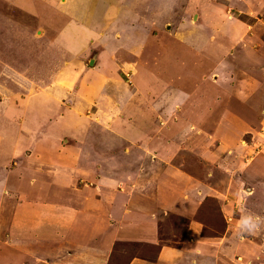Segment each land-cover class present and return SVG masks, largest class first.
I'll return each instance as SVG.
<instances>
[{
    "label": "rangeland",
    "instance_id": "rangeland-1",
    "mask_svg": "<svg viewBox=\"0 0 264 264\" xmlns=\"http://www.w3.org/2000/svg\"><path fill=\"white\" fill-rule=\"evenodd\" d=\"M44 1L32 0V3L42 4ZM134 1L144 3L138 9L136 7L134 31H145L150 36L160 30L163 32L166 23V26H172L170 32L173 38L161 33L163 41L159 44V56L158 51L149 55L144 49H139L141 45L133 56L121 53L119 61L123 59L132 64L131 69L119 64V76L113 86L104 85L96 92L93 88L99 83H94L93 78L97 75L87 71L94 67L95 64L89 62L100 52L99 46L103 41H98L94 36L104 32L97 25L102 22L91 20L89 26V21L76 23L60 13L56 18L51 16L54 19L47 22L48 13L44 8L43 12L34 11L30 15L16 7V0H0V118L7 120L3 124L0 122V172L3 169L6 171L1 177L10 183L12 177L16 178L22 170L25 177L10 185L18 188L19 192L22 189L24 196L28 194V197L34 198V205L39 209L47 205V194L50 201L58 200L53 180L57 176H64L66 182L70 181V192H75L69 194L73 198L70 197L72 214H76L72 218L77 219L79 213L83 212L82 216L87 217L90 224L88 231L93 233L94 225L101 224V214L108 218L105 221L108 224L127 210L146 215L145 212L153 207L156 242L148 248H141L143 243L137 242L117 243L116 247L114 244L106 257V264H129L133 259L155 263L163 246L177 250L176 258L170 256L173 263L180 261L186 264L188 259L179 251L189 242H197L198 248L194 249L200 254L207 253L208 257L212 249L215 248V252L221 250L223 254H218L214 264H264V90H260L264 86V46L261 43H264V0H208V3L230 8L225 13L209 14L210 18H217L216 22L212 21L214 28H223V32H226L230 22L225 18L241 21L247 30L244 48L250 46L256 51L254 53L249 49L251 54H256L251 59V69L259 82V89L250 94L248 87L229 80L231 83L226 82L220 91L224 99L229 97L231 103L225 105H230V110L237 107L234 98L245 99L250 109L237 114L241 121L247 119L248 111L254 114L251 123L247 121L246 126L241 124L238 127L242 130H234L229 136H225L226 129L230 127L225 126L228 117H214L217 121L212 126L204 124L209 121L206 117L211 112L215 113L218 105L213 102V106V89L206 85L208 82L201 84L203 87L199 90L200 120H192V114H197L196 110L187 103L179 105L178 98L175 100L180 107L172 108V103L169 104L174 101L173 94L169 93L173 83L183 93L192 92L199 85L201 76L209 78L215 68L198 56L212 31L211 25L200 23L206 2ZM124 9L131 10L126 5ZM240 10L243 12L241 15L238 14ZM81 14H85V17L89 15ZM130 19L132 21V16ZM116 20L118 23L112 33H102L103 40L111 45L125 37L128 29H132L131 25L126 24L123 13ZM193 21L199 23L194 26ZM106 23L102 24L106 27ZM63 27H66L65 32ZM118 27L121 29L116 31ZM61 32L66 34L67 39L62 37V42H59ZM139 33L136 32L135 36ZM233 40V36H229L221 42L229 47ZM63 41L66 43L63 44ZM84 43L89 46L79 48ZM240 48H243L242 44H237L233 50L239 51ZM208 50L212 51L211 48ZM235 66L239 68L237 72H247L244 66ZM222 68L220 66L215 73H220ZM226 71L229 75L232 69L228 67ZM165 77L168 81L161 84ZM58 82L62 86L59 88L64 90V101L53 104L46 91L52 84L53 88L57 87L55 84ZM62 83L67 85V91ZM222 83L219 81V84ZM240 87L245 91H239ZM254 87L256 83L252 82L251 88ZM79 88H83L80 93L77 92ZM129 90L134 91V96L130 98ZM18 98L21 101H16ZM113 98V102L102 105L99 102V99L105 101ZM90 99L95 103H86ZM118 99H122V102H118ZM40 104L54 110L46 114L39 107L37 119L33 107ZM57 111L65 120L47 124L51 119L48 116ZM219 111L224 114V109ZM178 113L179 119L170 118ZM33 117L36 121H33ZM174 152L178 155L176 159L172 155ZM190 159L192 164H188ZM180 162L188 164L189 168ZM16 165L19 168L17 174ZM30 168L38 172L35 177L38 181L34 184L37 186L32 190L28 188V183L32 184L33 180L27 182L25 175ZM10 189L6 185L0 187L2 202L5 197L15 196ZM91 190L93 194L87 196ZM5 191H10L11 195ZM110 191L116 195L114 201L110 197L101 201L102 195ZM159 191L164 202H153L152 198ZM9 206L8 202L6 207ZM130 213L123 215L126 217ZM91 214L99 218L98 222ZM70 223H73L72 220ZM192 226L199 228L196 238L185 234L186 228ZM75 231L67 235L72 245L67 248L71 255L64 258L66 264H78L81 256L75 251L83 248L82 242L78 237H70ZM0 240L3 242L2 238ZM245 242L249 246L241 247ZM42 243L39 242V248L44 246ZM254 248L258 253L256 257L255 253H250ZM242 252H247L252 258L250 255L242 258ZM43 261L42 264H45L46 261ZM167 261L168 257L164 258L163 264L171 263Z\"/></svg>",
    "mask_w": 264,
    "mask_h": 264
},
{
    "label": "crops",
    "instance_id": "crops-1",
    "mask_svg": "<svg viewBox=\"0 0 264 264\" xmlns=\"http://www.w3.org/2000/svg\"><path fill=\"white\" fill-rule=\"evenodd\" d=\"M30 1L16 0V7H19L22 11L28 12L30 15L34 14V11L43 12L42 8H44L47 11L46 13H48L47 19L49 21L47 22H50L51 19L56 18L57 13H60L63 16L70 17V19L76 23L89 21V26H91L90 24L91 20H97L102 23L107 22L106 27L109 26L110 27L109 29H107L102 23L97 24L98 27H100V29L104 32L98 33V36L96 34L95 36L94 35L93 36L98 41H103V42L99 46L100 52L97 54V57H94L93 60L89 62L90 64L93 62L95 64V65L93 64L94 67L92 66V69L87 71L88 73H91V71H93L92 74L97 75V77L93 78L95 79L93 80L94 83H99V84H96L95 87L93 88L94 91L96 92H98V90H101L102 86L104 85L109 84L113 86V82L117 80V77L119 76L118 75L119 73L118 67H120L119 64H122L121 67L123 66V67H126L127 69H131L132 64H129L127 61L124 62L123 59H121L122 61H119L118 57L121 55V53L126 56H133V54L137 50L136 48L141 45L139 49H144L145 52L146 51L148 52V54L150 52L154 54L155 52L158 51L159 44L163 41L162 38H160L161 33L162 34L164 33V35H166L167 37L173 38V35L170 32V30L172 29V26L170 25L166 26V23L164 24L163 32H161L160 30L158 32H154L153 35H151L152 34L151 33L150 36L146 34L145 31L144 33H139L138 31L140 30L134 31L133 29L134 13H135L136 7L138 9L140 4H142L143 2L137 4L134 0H60V2L59 0H45L44 3L42 4H39V3L34 4L32 3V0ZM192 2L195 3L196 0H192ZM203 2L204 3L206 2V3L204 6V10H203L204 15H202V19L200 20V23L202 22L201 24L203 25L204 24L211 25L212 31L206 37L207 42L202 46V49H200V51L198 52L199 53L198 56L200 55L201 56L200 58L207 60L208 63H212L213 67L215 68H213L212 73L209 76V78L205 75L201 76L200 81H198L199 85H197L192 92L190 91L188 93H183L173 83V89L169 93L173 94L174 97L172 99L174 101L169 102V104L172 103V106H171L172 108H178L180 107L179 105L187 103L188 105L193 107V109H195L197 112V114H192L191 119L200 120L198 114L201 113L202 109L200 107L201 106L200 105L201 94L199 93V90L202 89L203 87L201 84L208 82L206 83V85L211 86V88L213 89V94H214L212 103L215 102V104L217 103L218 105L216 106V108L214 107L216 109L215 113L211 112L209 117H206L207 119H209V121L208 122L205 121L204 124L206 123L208 124V126H212V124L215 125L217 121V119H214V117L218 119H220L221 117L223 118L228 117V121L226 122L225 126L229 125L230 127H229V130L226 129L225 136H229V133L234 130H237V131L242 130L240 127H238L241 124H244L246 126L247 121L251 123V118H252V115L254 114H253V111L251 112L252 114L248 111L247 119L242 120L244 121L243 123L239 118L240 115H237V114H239L242 111H245L246 109L247 110L250 109L248 107V104L244 102L245 99H242L243 97H241L240 99L234 98V103L237 107H231L232 110H230L229 108L230 105L228 106L225 105L226 103L228 104L231 103L229 102L230 101L229 97L227 98L225 97L224 99L220 91L222 90V87L226 82L231 83V81L234 83L242 84L243 87L245 86L248 87L251 90L250 94H252L257 88L259 89L260 87L259 82L256 80L254 72L251 69V66H252L251 59H254L256 54H251L249 52V49L253 50L254 53L256 51L250 46H246L244 48V45L246 42L244 36L246 35L247 30H246V27L243 28V23L241 21L237 19H233V18L231 20H229V18L227 19L225 18L226 21L230 22L228 24V28L226 32H223V28L221 30H217V28H214L215 24H213L212 21L216 22L217 18H210L209 14L213 15L212 12L216 13L220 11L225 13L226 9H230V8L214 5L210 2L208 3V0H203ZM124 5L129 6L131 10L124 9ZM150 5H151V2H150ZM81 13H87L89 15L85 17V14L83 15ZM122 13H123V17H126V24L131 25L132 29L126 28L128 29L126 32L127 35L125 37H121L123 40L120 39L121 41L118 40L114 42L113 45H111L106 40H103L104 39L103 34L105 33V31L107 32V34L112 33V29H114L116 24L118 23V20L116 19H119ZM189 13H192V11H190ZM242 13L243 12L241 10L238 11L239 15H241ZM51 16H54V18H51ZM130 16H132V21L130 19ZM194 18H196V15L194 16ZM144 21H147V19ZM180 23H183V22H180ZM191 23L195 24L194 26H196L197 23H199V21H193ZM155 24L157 27V23ZM134 26H135V23H134ZM63 28L65 32L66 27H63ZM105 28L106 30H104ZM119 29L121 28L118 27L115 30L118 31ZM64 32H61V36L59 37V40H58L59 42H62L60 41V38L62 37L67 39V36ZM136 32L139 33L138 36H135ZM39 33L40 32H37V34ZM92 33L94 34V32ZM195 35L197 34L195 33ZM133 36L136 38H133ZM229 36H233V39H234L233 44L235 46L237 44H242L243 48H240L239 51H235L233 50L235 47V46H232L233 44H231L229 47H226L225 43L221 42V40L223 38H228ZM192 38L195 39L196 37H192ZM250 38L252 37L250 36ZM65 43L66 42L63 41V44ZM74 43H77V41H74ZM81 43H83V41ZM261 43L264 46V43L263 42ZM120 45L122 46V48H119ZM88 46H89L88 43H84V45H80L79 48H85ZM96 48L97 47H95L94 49ZM208 48H211L212 51L209 52ZM143 54L144 52L142 53V56ZM158 56H159V51H158ZM78 59H81V58H78ZM230 61H232L234 64H231ZM235 64H237L239 67L244 66L245 68H247L246 69L247 72H242V73L237 72V69L239 68H237ZM220 66H223L222 71L216 74L215 70L220 68ZM228 67L232 69L229 75L227 74V71H226ZM98 72L99 74H97ZM105 81H108V82L105 83ZM166 81H168V79L165 77V79L162 80L161 84H163ZM219 81H223V83L219 84ZM252 82L256 83V87H254L253 89L251 88ZM60 83L61 82H58L57 84H55L56 86L58 85L55 88H53L54 87L53 84L50 87H48L49 89L46 91V94L49 97L50 103L59 104L62 101H64L63 96H62V92H64V90L59 88V86L62 87ZM63 85H66V84H63ZM64 87H66V91H67V85ZM82 89L83 88H79L77 92L80 93ZM239 89H240L239 91H245L244 88L240 87ZM159 90H161V88H159ZM260 90L263 91L264 86H261ZM85 91L86 90L84 89V93ZM183 95L185 97H183ZM132 96H134V91L129 90L128 98ZM175 98H178V100L180 101L179 105L176 103ZM113 100L114 98L110 100H105V101L104 100L100 101L99 99V102H101L100 104L102 105V103L113 102ZM121 100L122 99H118L117 101L122 102ZM16 101H21V99L18 98V100ZM86 101H89V102H86L88 104L95 103L93 99L86 100ZM42 104L33 107L36 110L34 114H36L35 117L37 119H39V113H38L39 107L46 114H49L50 110H54L50 106H47L46 108H44L45 105H42ZM84 106H85V103H84ZM213 106H214V103H213ZM220 109H224V114H222L220 111L218 112V110ZM206 110L207 109H204L203 111H206ZM58 111L57 113L55 114L51 113V115L48 116L51 119L47 121L48 122L47 124H50L52 122L59 123L61 120H65L64 116L62 114H59ZM221 114L222 116H220ZM35 117H33V119ZM235 117H238L239 119ZM170 118L179 119L180 113L171 115ZM6 121L7 120L2 121L0 118V122L2 124L5 123ZM33 121H36V120L34 119ZM219 123H220V120H219ZM20 134H19V137H20ZM225 136L224 137L222 136V138H225ZM63 149L64 148H62V151H64ZM172 155L174 156V159L178 158L177 152L172 153ZM180 164L189 168L188 164H192V162L190 159L188 160V164H184L183 162H180ZM18 169L19 168L16 165V174L17 172H19ZM34 169L35 168L28 169V171L25 174L27 182L28 180H31V182L33 180L32 184L28 183V188H30V190L34 189L37 186V184L36 186H34V184L38 181L37 179H35V177L38 176L37 174L38 172ZM3 172L5 173L6 171L3 169L2 172H0V187H4L5 185L10 187L11 188L10 191L14 192L15 196L13 197L9 196L8 198L5 197L3 202H2V199H0V239L2 238L3 242L5 243L3 245V242H1L0 240V263L1 264H39V263L42 264L44 262L43 260L46 261L45 264H64V263L66 264L64 258L65 257L70 258V255H71L70 250H68L67 248H71L70 246L72 245V240L71 238H67V235L72 230H76V231L70 237H73V239L75 237H78V239H80L79 242H82L81 247H83L75 251V252H78L79 255L81 254V256L78 255L79 256L78 264H106L107 262L106 257H108V254L112 251L114 244L116 247L117 243L128 244L129 242H137V243H143L141 248H148L149 245H153L156 242L157 227H156L155 219L153 216V213H154L153 207L152 208L150 207L149 208L150 210L145 212L146 215L130 213L131 211L127 210L126 212L130 213V215L126 214V217H125L124 215L126 212L123 213L124 215L121 213V216H118L116 219L111 218L114 220H112L113 222L108 223V224L105 222L107 218L105 217V214H101V216L99 217L103 221L99 220L98 217L91 214L92 216L95 217V219L97 218V222L99 220L101 223L99 224L100 227L99 226L95 227L94 225L95 232L93 233L92 231H88V227L90 226V224H88L87 217L85 218V216H82L83 212L79 213L77 219L72 218V215L76 216V214L75 213L72 214L73 211L71 210V207H70L71 206L70 201L73 198L71 197L72 196L71 195L70 197L72 199H70L69 194H75V192H70L72 191L70 189L71 188V185L69 184L70 181L68 180V182H66L64 180V176L62 177L57 176L55 180H53V182L56 184V188L54 189L56 190V195L58 196V200L50 201L49 199L50 196L47 194V197H46L47 205H43L41 208L38 209V207L34 205V203H36V200H33L34 198L28 197V194L27 196H24L22 189L19 192L17 191L18 188H15L14 185H12L11 187L10 185L11 182H15L17 180L15 182L16 184L18 181H21L25 177L23 174V171L21 170L17 174L16 178L12 177V180L10 183H6L5 180L7 179L1 177L2 174H4ZM29 173L31 174V176ZM61 174H64V173H61ZM21 175H22V178L20 177ZM38 183H40V180ZM92 189L95 193H97V191L94 190V187ZM160 189H163V187L160 186ZM10 191H5V193L9 192L8 195H11ZM91 194H93L92 190L90 192L88 191V194L86 195L89 196ZM161 194H162L161 191H159L158 195L156 193L155 196L152 198L154 200L153 202H158V203L164 202L162 200ZM115 196H116L115 193L113 191H110L105 196L104 194L102 195L101 201H106V199L109 197L110 199L114 201ZM100 198H101V195L99 199ZM8 202L10 206L6 207L8 205ZM82 202L88 203L87 200H82ZM48 204H53V206H50ZM39 210H43L44 212L40 213ZM92 216H90V218ZM71 220L73 223H70ZM186 230H187V233L185 234L193 235L194 238L198 236L197 235L199 231L198 227L192 226V227L186 228ZM87 237H88V241H86ZM40 241L44 243V244L42 243L44 245L42 248L38 247ZM89 242H91L90 245H89ZM234 242L232 243L234 244ZM246 243L247 242L243 243L244 245H240V246L241 247L249 246V245H246ZM207 247H209V245ZM168 248L170 247H167V246L162 247L155 263L145 261L143 259L142 260L133 259L129 264H163L164 258L166 257H168L167 262H171L169 264H177V262L178 264H181L180 261H176L175 263H173L174 260L170 258V256L173 258H176L175 251L177 250L174 248L172 249H168ZM182 248L184 251L182 250L179 252H183L185 254V259H188V263L186 264H214L216 262V258H218L219 256L218 254L219 253L223 254L221 250H217L215 252V248L214 249L209 248V249H212V251L209 252L211 254L210 257L207 256V253L201 252L200 254L197 252V250L194 249V248H198L197 242L196 243L189 242V245L187 247H182ZM235 250L237 251L238 249H235ZM213 251L215 253L212 254ZM250 253H255L256 254L255 257L258 255L256 248H254L252 252L250 251ZM241 254H242V258L244 259H246L250 255V254H247V252H244V253L242 252ZM250 257L252 258V255H250ZM61 258L63 260H61Z\"/></svg>",
    "mask_w": 264,
    "mask_h": 264
}]
</instances>
